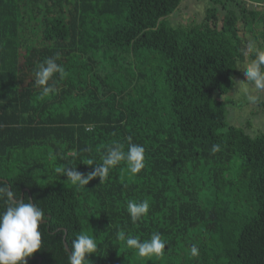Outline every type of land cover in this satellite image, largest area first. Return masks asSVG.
Instances as JSON below:
<instances>
[{
    "label": "trees",
    "instance_id": "obj_1",
    "mask_svg": "<svg viewBox=\"0 0 264 264\" xmlns=\"http://www.w3.org/2000/svg\"><path fill=\"white\" fill-rule=\"evenodd\" d=\"M209 1L182 21L181 0H0V183L44 211L27 264H67L77 234L98 246L86 264H264V128L228 122L225 97L250 38L264 49V8L249 2L264 0ZM45 58L64 72L42 96ZM129 137L145 149L136 174L121 161L78 187L55 172L75 151L87 174ZM145 200L133 222L128 202ZM156 232L161 256L120 239Z\"/></svg>",
    "mask_w": 264,
    "mask_h": 264
},
{
    "label": "clouds",
    "instance_id": "obj_2",
    "mask_svg": "<svg viewBox=\"0 0 264 264\" xmlns=\"http://www.w3.org/2000/svg\"><path fill=\"white\" fill-rule=\"evenodd\" d=\"M248 52H254L255 58L243 70L246 81L254 84L257 90H264V49L255 48L254 45H248ZM64 69L55 62L54 58H45L35 70V85L42 88V96H47L54 89L48 85V81L55 73H63ZM247 95V89H245ZM247 99L255 102L257 97L247 95ZM91 131V128H86ZM129 137L127 152L119 143L107 146L102 163L97 164L95 169L87 174H82L75 168V161L80 158L78 152H72L71 159L67 163L55 167L57 174L66 175L67 179L78 187H85L94 177L99 180L107 179L111 168L124 161L131 174H136L144 168L145 149L142 145L132 144ZM220 150V146L214 144L211 151L213 153ZM95 160L88 159L87 165H92ZM96 162V161H95ZM69 165H72L71 168ZM17 193L10 190L9 186L0 183V204L3 205V211H0V264H27L25 257L36 252L41 246V232L39 222L44 218V211L29 200H17L14 197ZM149 202H132L127 204V211L133 222L138 221L146 215L149 210ZM126 245L137 251L141 257L161 256L165 249V241L161 239L160 233L151 235L150 239L140 240L136 237L125 238ZM95 239L88 234H77L71 240V252L67 255V264H86V254L95 253L97 250ZM191 255H199V249L193 245Z\"/></svg>",
    "mask_w": 264,
    "mask_h": 264
},
{
    "label": "rangeland",
    "instance_id": "obj_3",
    "mask_svg": "<svg viewBox=\"0 0 264 264\" xmlns=\"http://www.w3.org/2000/svg\"><path fill=\"white\" fill-rule=\"evenodd\" d=\"M210 3L209 0H181L179 7L175 10L178 14L175 19L180 17L183 21L189 14V16H193L196 20H200L205 12V8L211 6ZM241 33H243V31H241ZM250 40L252 42L251 44L256 48V40H253V37H251ZM249 63L250 62L247 61L246 64H243L241 69L244 70ZM243 70L235 78L236 82L232 90L225 95L229 108L227 120L230 123H238V125L250 123L251 129H256L257 127L264 128V116L262 115V113L264 114V90H257L254 84L246 81ZM245 89H247V95L257 97L255 102H251L247 99Z\"/></svg>",
    "mask_w": 264,
    "mask_h": 264
},
{
    "label": "water",
    "instance_id": "obj_4",
    "mask_svg": "<svg viewBox=\"0 0 264 264\" xmlns=\"http://www.w3.org/2000/svg\"><path fill=\"white\" fill-rule=\"evenodd\" d=\"M41 221H42V220H41ZM64 247H65V249L67 250V252L70 254L71 250H70V248L68 247V245H67L66 243H64ZM32 258L38 260L37 264H40V262H41V260H42L40 256H36V257H32Z\"/></svg>",
    "mask_w": 264,
    "mask_h": 264
},
{
    "label": "built area",
    "instance_id": "obj_5",
    "mask_svg": "<svg viewBox=\"0 0 264 264\" xmlns=\"http://www.w3.org/2000/svg\"><path fill=\"white\" fill-rule=\"evenodd\" d=\"M249 1V0H247ZM249 2H252L254 6H257L259 8H264V1L263 2H255V1H249Z\"/></svg>",
    "mask_w": 264,
    "mask_h": 264
}]
</instances>
